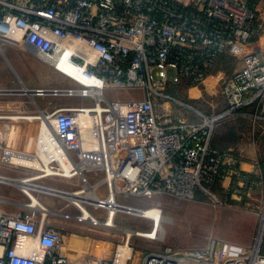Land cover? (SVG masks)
<instances>
[{
	"label": "built area",
	"instance_id": "obj_1",
	"mask_svg": "<svg viewBox=\"0 0 264 264\" xmlns=\"http://www.w3.org/2000/svg\"><path fill=\"white\" fill-rule=\"evenodd\" d=\"M0 44L29 54L69 51V60L89 81L61 88L28 87L22 81L20 89L0 87V95H28L36 108L0 110L4 161L16 162L20 155L36 160L32 168L39 173L24 177L30 181L78 177L83 185H95L94 198L81 203L102 209L103 221L89 210L100 222L114 220L118 211L150 221L148 229L120 227L124 236L107 257L90 240L81 264H264V0H0ZM223 56L238 66L220 86L221 109L201 111L171 92L201 85ZM155 69H171L172 75L156 78ZM107 88L136 95L109 100ZM44 95L88 97L92 104L42 106L34 97ZM172 102L194 118L174 112ZM236 118L248 120L247 139L225 148L213 145L216 126ZM16 119L38 122L37 134L26 138L32 149L11 144L17 129L10 122ZM86 172L103 175L90 183ZM101 184L104 197L97 192ZM40 185L51 195L68 191ZM216 188L231 201L260 188L263 207L254 243L211 236L201 247L161 243L144 253L148 248L139 239L163 242L154 218L142 215L149 208L161 213L159 205L116 200L117 194L192 199L203 192L220 202ZM28 203L22 204L25 209L0 208V264H66L63 247L72 233L53 220L65 213ZM72 203L80 211L73 217L81 219V208Z\"/></svg>",
	"mask_w": 264,
	"mask_h": 264
},
{
	"label": "rangeland",
	"instance_id": "obj_2",
	"mask_svg": "<svg viewBox=\"0 0 264 264\" xmlns=\"http://www.w3.org/2000/svg\"><path fill=\"white\" fill-rule=\"evenodd\" d=\"M0 87H10L20 89L21 83L27 86L52 88V87H68L77 86V82L68 74L58 70L48 61L41 58L37 52L30 50V53L20 51L10 44H3L0 46ZM20 57L22 61L13 66L11 58ZM9 60L10 66L7 62ZM238 66L236 59L226 56L221 57L215 66L212 73L205 79V81L197 87H176L171 90L173 94L180 100H183L195 108L204 111L212 112L222 108L224 101L220 94V86L226 77L233 72ZM19 75L17 78L16 75ZM153 76L158 78L161 76H171L172 70L155 69ZM9 76L12 81L9 82ZM9 85V86H8ZM104 95L107 99H127L136 95L134 90H120L107 88L104 89ZM0 110L9 111L13 114L21 111L35 112L36 108L32 103V99L25 94H8L0 95ZM34 99L42 106L46 104L56 105H91L92 100L88 97L66 95H44L35 96ZM4 100V101H3ZM158 112L162 113L161 107H158ZM172 110L174 112H181L182 117L194 118V113L186 109H179L172 102ZM179 116V115H178ZM10 123L17 129L15 134V141L11 142L16 149H32V142L28 144L26 138L38 132V122L31 119H16ZM27 126V128H26ZM30 130V133H29ZM31 134V135H29ZM216 134H218L216 136ZM249 135V124L246 118H236L225 122H221L215 128L213 140L217 141V145L221 143H228V145H235L242 140H246ZM216 136V137H215ZM212 140V143H213ZM230 145V146H231ZM218 148H223V146ZM27 157V156H24ZM28 159H17L21 163ZM4 161L0 154V208L6 210L25 209L23 203L30 202L29 197L23 192L24 188L20 186V182L15 183L12 180L24 179V177L35 176L39 173L36 164L30 163V166L22 165L19 162ZM24 161V162H23ZM36 165V166H35ZM248 168V164L244 165ZM102 172L89 173L86 172L85 176L90 183H95L102 177ZM29 182L34 184H46L61 189H66L69 192L82 188L83 181L74 177L67 179L58 176L40 177L35 178ZM46 190H31L33 195L43 203L42 196H50L53 202L49 205V209L53 211L64 212L65 214L54 216L53 220L59 224L65 225L69 233H72L69 238L74 234L79 238L75 241L80 247L78 252L71 251V256H81L78 262L81 264L87 244L90 240H94L100 245L98 252L103 254V251L109 246V242H115L124 236V231L120 228H140L148 229L150 221L146 218L132 215L123 211H118L113 220L114 227L104 225L103 222L97 223L87 219H77L73 215L79 214L80 211L71 199L63 196L51 195L43 193ZM220 202H216L208 194L197 192L192 199H178L169 195H155L151 198L144 196L123 195L117 194L116 200L119 203L133 205L137 207H147L158 204L161 210V215L165 217L162 220V232L160 227V234H164L163 242H151L146 239H139L143 245L147 246V250L157 246L161 243H168L175 248H196L201 247L209 237H217L223 240L236 242L242 245H249L254 243L255 237L258 234V227L260 223V212L263 207V199L261 197L260 188L254 189L249 196L244 197L240 201H231L224 194H221L218 189H214ZM65 192V191H64ZM99 196L106 195L105 185L101 184L97 188ZM60 193V192H58ZM86 207L98 215L103 221L104 211L102 209H94L92 205ZM112 224V225H113ZM157 229L156 231H158ZM261 233V234H260ZM261 250L264 252V227L260 232ZM68 238V239H69ZM132 239L137 240L136 237ZM83 240V241H82ZM70 241V243H71ZM68 242V241H67ZM66 242V243H67ZM65 243V245H66ZM75 244V247L77 246ZM63 247L64 255L68 264H74L73 258L67 254V247ZM74 246V245H73Z\"/></svg>",
	"mask_w": 264,
	"mask_h": 264
},
{
	"label": "bare ground",
	"instance_id": "obj_3",
	"mask_svg": "<svg viewBox=\"0 0 264 264\" xmlns=\"http://www.w3.org/2000/svg\"><path fill=\"white\" fill-rule=\"evenodd\" d=\"M8 40H9V38H8ZM0 46H1V44H0ZM33 51L37 52V54L41 58H43L44 60L48 61L51 65H53L58 70H60L61 68L64 69V70H69L70 73H71V74H69V76L71 78H73L74 80H76L77 82H80V83H89L88 79L85 78V76H84V74L82 72L81 66H77L76 64L72 63L69 60V58H68L69 57L68 56L69 51H63L61 53H56L55 55H52V56H49L47 54H44V53H42V52H40L38 50H33ZM60 71H62V70H60ZM26 128H27V126H26ZM40 129L42 130V132L40 133V135L44 137L46 135V133H45V130L43 129V125H40ZM29 133H30V130H29ZM31 142H32V140H31ZM13 157H15V156H12L11 158L13 159ZM16 158L17 159H28V161L25 160V162H28V164H30V163L36 164V162L34 161V159L33 158H30V157H24L23 155H20V156L15 157L14 159H16ZM11 181H13L15 183L20 182V186L24 188V192L29 195L30 202L27 205L32 206V207H41L42 205H44L43 203H41L40 201H38V199L31 192V190H43L44 189L43 186L29 182V178H24V179H20V180H12L11 179ZM94 188H95V185L85 184V185L82 186L81 189H78V190H75V191H71V192H69V191H66V192L62 191L60 193H64L65 197H67L68 199H71V200L73 199L72 202L74 201L75 203H77V205L82 210L81 211V214H80V218L81 219H87L89 221H93V222L100 223V221H98L95 217H93V214H91V212L89 211V209H87L81 203L82 200H88V199L94 198V194H93ZM142 212L143 211H139L140 214ZM142 215L152 216L154 218V221L156 222L155 231L157 229H159L158 231H160V227H161V232H162V223L161 222H162V220L165 219V217L162 216L158 212V210H155V209H152V208L145 209V211L143 212ZM102 224L112 225L113 224L112 217L110 216ZM67 241L68 242L65 245V247H67V250H66L67 251V254L70 257L73 258L74 264H79L78 262L81 260V256H76V255H72L71 256V251H70L71 249L70 248H72L73 241H71L70 238ZM70 241H71V243H70ZM66 264H68L67 261H66Z\"/></svg>",
	"mask_w": 264,
	"mask_h": 264
},
{
	"label": "crops",
	"instance_id": "obj_4",
	"mask_svg": "<svg viewBox=\"0 0 264 264\" xmlns=\"http://www.w3.org/2000/svg\"><path fill=\"white\" fill-rule=\"evenodd\" d=\"M1 48V47H0ZM11 62H13L14 63V65L13 66H15V65H17L18 64V61L20 62V61H22L21 59H20V57H13V58H11V60H10ZM7 62H8V64H9V60H7ZM9 67L11 68V69H13L12 68V66H10V64H9ZM60 70H62L65 74H71L70 73V71L69 70H64V69H60ZM17 76V78H19L20 79V77H18L19 75L17 74L16 75ZM13 79H12V77H10L9 76V82L8 83H10L11 81H12ZM9 86V85H8ZM28 87H34V86H28ZM4 101V100H3ZM0 102H2V99L0 100ZM63 105H65V104H63ZM228 144H229V142H228ZM213 145H215V146H219V145H217L216 143H215V141L213 142ZM221 146V145H220ZM219 146V147H220ZM222 147V146H221ZM42 199H43V204L47 207H49V205H51V203L53 202L52 200H50V199H52L50 196H47V195H44V196H42ZM81 238V236L78 238L75 234L73 235V236H71V239L73 240V245H72V248H70L71 250L70 251H73V252H78L79 250V248L80 247H78L79 246V244H76L75 243V241L76 240H78L79 241V239ZM83 241V240H82ZM75 244L77 245L76 247H75ZM112 245H113V242H109V246H107V249L106 250H104L103 251V256H105V257H107V256H109L110 255V249H111V247H112Z\"/></svg>",
	"mask_w": 264,
	"mask_h": 264
},
{
	"label": "trees",
	"instance_id": "obj_5",
	"mask_svg": "<svg viewBox=\"0 0 264 264\" xmlns=\"http://www.w3.org/2000/svg\"><path fill=\"white\" fill-rule=\"evenodd\" d=\"M217 135H218V134H216V136H217ZM216 136H215V137H216ZM233 141H234V140H231L230 142H233ZM213 142H214V140H213ZM230 142H229V143H230ZM215 143L217 144V141H216V140H215ZM221 144H222L221 146H223V148H225V147H227V144H228V143H226V144H225V143H224V144L221 143ZM232 144H234V142H233ZM230 145H231V144H230ZM228 146H229V145H228Z\"/></svg>",
	"mask_w": 264,
	"mask_h": 264
}]
</instances>
